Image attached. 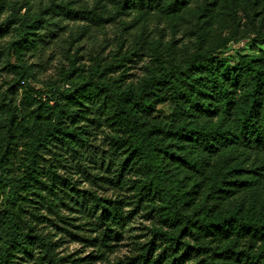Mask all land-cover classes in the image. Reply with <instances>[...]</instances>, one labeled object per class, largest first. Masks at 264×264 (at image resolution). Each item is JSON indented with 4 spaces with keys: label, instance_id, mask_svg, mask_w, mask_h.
I'll return each mask as SVG.
<instances>
[{
    "label": "trees",
    "instance_id": "trees-1",
    "mask_svg": "<svg viewBox=\"0 0 264 264\" xmlns=\"http://www.w3.org/2000/svg\"><path fill=\"white\" fill-rule=\"evenodd\" d=\"M237 3L0 0V264H264V0ZM55 45L68 67L42 82Z\"/></svg>",
    "mask_w": 264,
    "mask_h": 264
},
{
    "label": "rangeland",
    "instance_id": "rangeland-1",
    "mask_svg": "<svg viewBox=\"0 0 264 264\" xmlns=\"http://www.w3.org/2000/svg\"><path fill=\"white\" fill-rule=\"evenodd\" d=\"M231 1V0H229ZM237 5L240 7L241 2L243 0H237ZM164 26L163 23H158L157 21L153 24V28L157 30ZM230 26L228 18L225 14H220L216 16L213 24L210 28L209 40L213 37L217 36L219 33L226 31ZM117 29L114 25L108 24L106 28L102 29H93L92 32H86L83 37H81L80 41L76 42V45H82L81 53L84 54L82 62H87L89 59V51L90 49L104 47L105 53H108L111 49L116 46V37H117ZM132 30H135L133 28ZM120 33V32H119ZM170 37V35H169ZM168 37V38H169ZM75 45V46H76ZM253 49V43L251 40H244L238 44H234L231 46L228 54H233L236 51L247 52ZM32 61L37 62V77L42 81L46 82L51 78H56L58 76L59 69L64 65L68 67V62L63 56L61 48L59 45H55L53 49L46 50L41 56H36L32 59ZM148 58L138 60L137 63H132V68L129 70L130 79L138 80L145 74L146 71V63ZM8 72L5 70H0V93L3 92L8 86V80L10 76H8ZM37 87H41L42 84H35ZM140 220H137L134 225L138 227L140 225ZM138 233V232H137ZM118 243V245L114 248V252L109 254L110 260H114L116 258H125L127 255L131 253L132 245L130 244L129 239H125ZM93 248L88 246H83L79 242H68L64 245L65 252H75L79 250V254L77 256L84 257L86 256ZM25 264H32L25 263ZM85 264H107L105 260H95L89 259L85 261Z\"/></svg>",
    "mask_w": 264,
    "mask_h": 264
}]
</instances>
